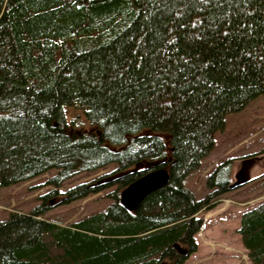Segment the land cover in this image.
<instances>
[{
    "label": "trees",
    "instance_id": "obj_1",
    "mask_svg": "<svg viewBox=\"0 0 264 264\" xmlns=\"http://www.w3.org/2000/svg\"><path fill=\"white\" fill-rule=\"evenodd\" d=\"M260 95L264 0H0V187L56 171L31 211L0 218V264H184L199 214L243 181L231 184L232 158L201 198L186 178L227 115ZM109 164L105 209L42 217L65 180ZM157 168L168 182L124 208L120 190ZM237 233L250 264H264V201Z\"/></svg>",
    "mask_w": 264,
    "mask_h": 264
},
{
    "label": "rangeland",
    "instance_id": "obj_2",
    "mask_svg": "<svg viewBox=\"0 0 264 264\" xmlns=\"http://www.w3.org/2000/svg\"><path fill=\"white\" fill-rule=\"evenodd\" d=\"M226 119L225 128L216 133L214 149L186 178L185 185L196 197L205 196L208 192L206 176L227 158L234 159L230 176L232 186L241 179L243 181L199 214L203 223L195 235L197 248L184 264H250L237 229L241 213L264 201V95L242 110L230 113ZM115 168L116 165L109 164L65 180L57 189L60 193L82 183L98 187L95 192L67 203H61L60 193L54 195L53 207L42 217L65 224L105 209L112 202L108 192L117 187L111 183L116 176ZM55 172L49 170L14 185L0 187V218L10 212L31 211L39 204L40 195L54 189L47 180Z\"/></svg>",
    "mask_w": 264,
    "mask_h": 264
},
{
    "label": "water",
    "instance_id": "obj_3",
    "mask_svg": "<svg viewBox=\"0 0 264 264\" xmlns=\"http://www.w3.org/2000/svg\"><path fill=\"white\" fill-rule=\"evenodd\" d=\"M168 179L166 168L146 172L120 190L119 202L127 210L133 211L148 193L166 184Z\"/></svg>",
    "mask_w": 264,
    "mask_h": 264
}]
</instances>
